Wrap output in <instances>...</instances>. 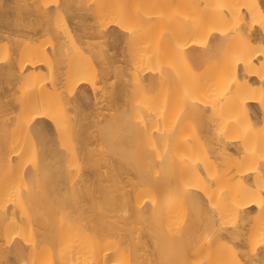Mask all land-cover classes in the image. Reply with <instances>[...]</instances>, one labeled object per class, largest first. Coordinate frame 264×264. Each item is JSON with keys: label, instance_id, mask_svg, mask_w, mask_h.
I'll use <instances>...</instances> for the list:
<instances>
[{"label": "bare ground", "instance_id": "bare-ground-1", "mask_svg": "<svg viewBox=\"0 0 264 264\" xmlns=\"http://www.w3.org/2000/svg\"><path fill=\"white\" fill-rule=\"evenodd\" d=\"M0 264H264V0H0Z\"/></svg>", "mask_w": 264, "mask_h": 264}]
</instances>
